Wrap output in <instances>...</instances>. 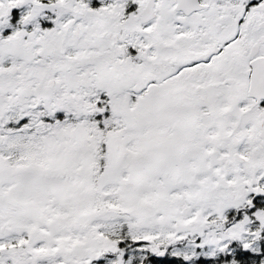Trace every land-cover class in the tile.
<instances>
[{
  "label": "snow or ice",
  "instance_id": "obj_1",
  "mask_svg": "<svg viewBox=\"0 0 264 264\" xmlns=\"http://www.w3.org/2000/svg\"><path fill=\"white\" fill-rule=\"evenodd\" d=\"M0 264H264V0H0Z\"/></svg>",
  "mask_w": 264,
  "mask_h": 264
}]
</instances>
